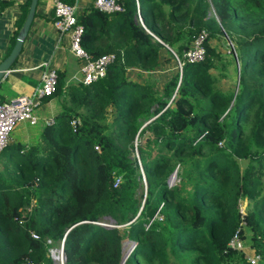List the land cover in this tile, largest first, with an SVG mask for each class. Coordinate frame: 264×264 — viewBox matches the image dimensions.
<instances>
[{"label": "trees", "instance_id": "16d2710c", "mask_svg": "<svg viewBox=\"0 0 264 264\" xmlns=\"http://www.w3.org/2000/svg\"><path fill=\"white\" fill-rule=\"evenodd\" d=\"M118 1L121 10L92 0L77 14L89 55L114 54L105 74L67 83L56 70L41 100L70 105L1 164L0 264H56L50 248L61 244L63 264H264V0ZM203 29L204 58L186 61ZM226 35L230 58L208 43ZM168 58L175 69L160 89L128 74ZM236 61V90L216 87L211 70ZM241 207L255 263L225 251Z\"/></svg>", "mask_w": 264, "mask_h": 264}, {"label": "crops", "instance_id": "0c3cea01", "mask_svg": "<svg viewBox=\"0 0 264 264\" xmlns=\"http://www.w3.org/2000/svg\"><path fill=\"white\" fill-rule=\"evenodd\" d=\"M26 2L27 0H0V60L10 50V37L19 24V28L21 27L26 17ZM53 2L54 0H41L36 7V15L16 61L0 80V99L32 94L41 83L47 68L42 65L43 62L56 70H64L67 83L80 80V60L69 49L68 35L59 32L53 24ZM91 2L92 0H76L77 11ZM56 102L55 98L41 100L34 111L38 117L37 123L20 121L15 125L10 143L2 152L0 164L6 159H13L17 151L25 154L27 149L38 142L45 125L44 118L50 114L51 106L53 104L55 107Z\"/></svg>", "mask_w": 264, "mask_h": 264}, {"label": "built area", "instance_id": "2783aa9c", "mask_svg": "<svg viewBox=\"0 0 264 264\" xmlns=\"http://www.w3.org/2000/svg\"><path fill=\"white\" fill-rule=\"evenodd\" d=\"M75 1L74 3H69L64 0H54L53 24L59 32L68 35L69 49L72 54L80 60L81 77L79 81L84 84H90L105 74L107 66L114 60V54L106 53L92 58L83 47L82 34L84 27L77 20L78 11ZM93 4L98 9L107 12L122 9V5L118 0H93ZM206 36L207 31L204 29L197 34L190 47L184 52L186 61L196 62L204 58V42ZM174 55L181 68L183 61L179 59L175 52ZM42 65H45L47 68L44 71L41 83L35 87L32 94H18L7 99H0V154L10 143L12 131L18 122L27 121L30 124L38 122V117L34 112L35 107L39 104L43 96L51 94L56 88V69L49 66L47 62H43ZM72 122L74 123L76 120ZM95 147L98 148L96 145ZM118 181L119 177L116 178L114 185H116ZM240 212L242 218L241 223H243V207L240 208ZM239 229L235 231L232 238L227 243L225 251L230 249H243L246 253L247 260L255 263L259 255L254 254L253 250H245L242 247L239 241ZM32 235L38 237L36 233H32Z\"/></svg>", "mask_w": 264, "mask_h": 264}, {"label": "rangeland", "instance_id": "374dc122", "mask_svg": "<svg viewBox=\"0 0 264 264\" xmlns=\"http://www.w3.org/2000/svg\"><path fill=\"white\" fill-rule=\"evenodd\" d=\"M208 43H210V45L214 46L216 49H219L220 52L223 54V58H230L231 54L229 53V50H230V47H232L234 44L227 35L224 37H220V38L208 39ZM170 60H173V58L166 59L165 62L163 63V64H165V66L164 67L161 66L160 69L159 68L156 69L153 73L146 72L144 70L130 69V70H128V74L132 78H139V79L149 78V80L151 82H153L154 86L156 88L160 89L162 87L163 81L175 69L172 65L173 64L172 61H170ZM173 62H174V60H173ZM235 66H236V68H235ZM235 66L229 64L226 66V68L218 67L216 69L211 70V72L214 74V77H215V86L216 87H218L220 89H227V88H233V86L234 87L236 86L235 87V90H236L237 84H238V78H239V63L237 61H236ZM64 104H66V106L70 105L69 101H67V100L65 102H63V101L58 102V103L56 102L55 107L52 104V106H51L52 111L50 112V114L47 115V117L44 118V123L45 124L52 123L54 121L53 114H56L57 112L62 111L63 107H65ZM74 120H76V122L78 121L77 119H74ZM38 141H40V138ZM96 146L98 147V145H96ZM27 151H28V149H27ZM2 152L0 154V158L2 156ZM136 153H138V151L137 152L135 151V154ZM241 164L242 165L244 164L243 161H241ZM181 167L182 166H181L180 162H177L174 171L172 172V174L170 175V177L168 179V183L170 185L178 183L180 181ZM107 219L108 220H107L106 224H111L110 222H112V220L108 217H107ZM246 223H247V219L245 217V219L242 223L241 234L239 235V241L245 250H249L252 247L253 236L251 233V229L248 228ZM60 248H61L60 245L53 247V248H50V253H51V255L53 254L54 261L56 264H62V261L64 262L62 255H60L61 254ZM130 248H131V242L126 241L124 252L126 254H128L130 251ZM55 255H57L58 258L55 259Z\"/></svg>", "mask_w": 264, "mask_h": 264}, {"label": "water", "instance_id": "95a60500", "mask_svg": "<svg viewBox=\"0 0 264 264\" xmlns=\"http://www.w3.org/2000/svg\"><path fill=\"white\" fill-rule=\"evenodd\" d=\"M37 2H38V0H30L26 17H25L21 27L19 28V30L17 32V35L15 37V41H14L10 51L8 52V54L5 55L0 60V80L6 74V72L10 69L12 64L15 62V60H16V58H17V56H18V54L22 48L23 41H24V39L28 33L31 22L34 18V15H35ZM151 119L144 122L142 126H144L146 123H148ZM107 225L113 226L112 224H107ZM60 253H61L60 255H62V258L64 259L63 244H61ZM127 255L128 254H126L125 256H127ZM52 258L54 259L53 254H52ZM62 264H63V261H62Z\"/></svg>", "mask_w": 264, "mask_h": 264}, {"label": "bare ground", "instance_id": "6f19581e", "mask_svg": "<svg viewBox=\"0 0 264 264\" xmlns=\"http://www.w3.org/2000/svg\"><path fill=\"white\" fill-rule=\"evenodd\" d=\"M56 258H58V256H57V255H55V259H56Z\"/></svg>", "mask_w": 264, "mask_h": 264}]
</instances>
